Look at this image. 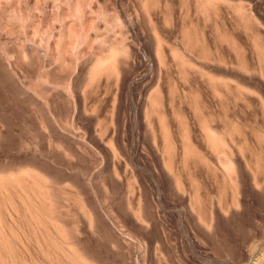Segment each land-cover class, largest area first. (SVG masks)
<instances>
[{"label":"rangeland","instance_id":"374dc122","mask_svg":"<svg viewBox=\"0 0 264 264\" xmlns=\"http://www.w3.org/2000/svg\"><path fill=\"white\" fill-rule=\"evenodd\" d=\"M0 264H264V0H0Z\"/></svg>","mask_w":264,"mask_h":264}]
</instances>
